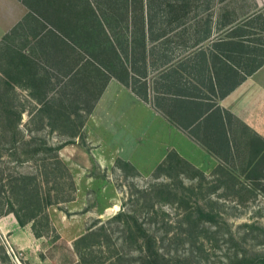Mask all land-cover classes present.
I'll return each instance as SVG.
<instances>
[{
	"label": "rangeland",
	"instance_id": "obj_1",
	"mask_svg": "<svg viewBox=\"0 0 264 264\" xmlns=\"http://www.w3.org/2000/svg\"><path fill=\"white\" fill-rule=\"evenodd\" d=\"M6 1L0 29L20 12ZM184 1L186 20L205 10V0ZM226 2L237 15L256 7ZM19 49L20 37L0 43V218L14 221L0 232V264H137L138 229L161 264H264V140L226 119L228 147H201L199 163L163 156L150 137L116 146L129 162L117 149L113 158L100 132L88 138L92 110L33 88Z\"/></svg>",
	"mask_w": 264,
	"mask_h": 264
},
{
	"label": "trees",
	"instance_id": "obj_2",
	"mask_svg": "<svg viewBox=\"0 0 264 264\" xmlns=\"http://www.w3.org/2000/svg\"><path fill=\"white\" fill-rule=\"evenodd\" d=\"M16 1L26 13L0 43L10 37L22 39L26 50L19 49L13 57L33 88L44 96L57 93L61 106L71 104L85 113L93 109L110 79L145 100L147 45L176 23L167 16L175 10L171 0ZM232 28L226 37L236 41L223 42L211 55L218 97L226 96L264 64V8ZM221 114L224 121H233L228 112ZM219 135L220 147L211 148L216 155L228 147L224 130ZM138 230L137 264H161L164 259L153 238L145 229Z\"/></svg>",
	"mask_w": 264,
	"mask_h": 264
},
{
	"label": "crops",
	"instance_id": "obj_3",
	"mask_svg": "<svg viewBox=\"0 0 264 264\" xmlns=\"http://www.w3.org/2000/svg\"><path fill=\"white\" fill-rule=\"evenodd\" d=\"M14 1L21 6L20 12L0 29V38L26 13ZM205 1L204 12L189 20L182 15L180 3L185 1H170L175 10L167 16L176 23L156 39L154 31V40L147 45L150 54L146 57L145 100L114 79L106 84L87 123L88 138H95L94 132L101 133L104 142L96 138L110 149L104 150L105 155L113 156L118 145L129 148L150 137L158 143L155 148L164 151L163 156L173 151L183 161L199 163L207 156L201 147H210L209 143L211 148L220 147L219 134L223 130L227 138V124L221 111L228 112L234 123L264 140V64L224 97L217 96L219 90L211 69L212 53L221 49L223 42L236 41L226 37L232 27L264 8V4L254 0L256 7L237 15L227 0ZM193 20L198 21L190 25ZM121 159L129 162L126 157ZM13 224L9 215L0 218V232L12 231Z\"/></svg>",
	"mask_w": 264,
	"mask_h": 264
}]
</instances>
